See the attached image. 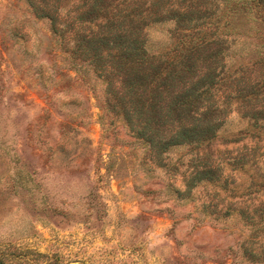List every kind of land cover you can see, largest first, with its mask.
<instances>
[{
    "label": "rangeland",
    "instance_id": "obj_1",
    "mask_svg": "<svg viewBox=\"0 0 264 264\" xmlns=\"http://www.w3.org/2000/svg\"><path fill=\"white\" fill-rule=\"evenodd\" d=\"M132 15L156 56L205 43L211 140L165 150L85 46ZM0 262L264 264L262 0H0Z\"/></svg>",
    "mask_w": 264,
    "mask_h": 264
},
{
    "label": "trees",
    "instance_id": "obj_2",
    "mask_svg": "<svg viewBox=\"0 0 264 264\" xmlns=\"http://www.w3.org/2000/svg\"><path fill=\"white\" fill-rule=\"evenodd\" d=\"M100 10L95 4L90 12L91 24L100 19ZM130 19L129 31L121 29L125 22L104 18L98 25L102 31L85 37V46L94 49L96 63L106 68L104 53L108 52V64L123 80L125 96L136 99L134 109L149 117L147 124L161 130L170 124L176 127L171 140H164L165 150L211 140L215 130L210 126V113L204 110L210 102L212 88L206 79L199 84L191 83L196 76L194 57L205 43L200 38L197 43L193 39H181L185 49L176 48L166 55L156 56L146 48L144 29L142 24L138 25L137 16L132 15ZM125 101L122 98L118 107L126 110ZM128 123L134 129L131 119ZM153 140L150 137L148 141L153 143Z\"/></svg>",
    "mask_w": 264,
    "mask_h": 264
}]
</instances>
